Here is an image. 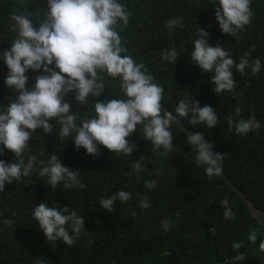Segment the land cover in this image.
I'll use <instances>...</instances> for the list:
<instances>
[{
  "label": "trees",
  "instance_id": "16d2710c",
  "mask_svg": "<svg viewBox=\"0 0 264 264\" xmlns=\"http://www.w3.org/2000/svg\"><path fill=\"white\" fill-rule=\"evenodd\" d=\"M121 2L132 12L127 27L117 29L128 49L126 54L144 63L163 85L162 111H172L180 99L193 98L201 107L210 105L215 109L218 124L209 129L204 124L191 126L186 119H178V123L171 125L173 148L168 152L153 147L137 125L127 138L136 145L130 155L114 153L100 145L99 156L87 154L83 148L77 151L71 137L61 142L60 126L55 121H50L54 129L50 134L44 135L42 129H37L29 140L30 150L23 154L25 160L33 154L39 161L56 153L62 164L80 172L86 187L64 189L60 184L53 190L45 183L46 178L35 171L30 177L6 184L0 192V264H228L238 254L244 257L240 264H264V250L259 248L264 240V216L257 219L235 190L242 191L256 209L264 212V0H251V22L238 32V40L222 33L215 19L218 5L211 0ZM44 8L35 0H0V51L9 48L16 35L11 29L13 14L32 13L30 20L38 27ZM172 17H181L183 26L169 36L164 25ZM198 27L209 33L210 45L221 43L237 63L245 54L250 61L259 58L261 71L252 74L246 69L241 75L233 68L236 87L218 96L212 91V74L203 72L191 60V41L196 38ZM171 47L181 53L175 65L161 59L162 51ZM7 71L0 61V104L4 106L14 95L4 85ZM38 74L31 70L26 73L29 86ZM105 79L104 92L99 97L90 96L87 106L79 105L72 93L66 97L70 111H78V125L93 114L91 104L96 100L117 98L118 84ZM236 107L241 109L239 116ZM253 115L262 125L258 132L237 134L235 121ZM229 116L234 122L232 128L227 123ZM179 122L193 134L201 132L214 144L212 150L224 156V176L205 175L203 166L195 163V150L187 142L190 133ZM43 151L44 157L40 155ZM13 158L14 154L7 149L0 156L6 162ZM135 161L145 166L139 180L129 176ZM39 167L37 163V171ZM146 179L157 181L155 189L144 186ZM118 190L131 192L133 198L126 203L117 200L112 213L101 208L99 199ZM145 193L150 204L141 209L138 197ZM225 197L230 200L233 220L223 217L220 202ZM44 201L49 206L57 202L61 207L74 208L85 218L86 230L72 246L60 240L49 242L39 228L32 211L35 204ZM163 219L170 220V230L161 227ZM253 232L257 234L255 243L248 240ZM233 243L241 246L233 248Z\"/></svg>",
  "mask_w": 264,
  "mask_h": 264
},
{
  "label": "clouds",
  "instance_id": "9594fccd",
  "mask_svg": "<svg viewBox=\"0 0 264 264\" xmlns=\"http://www.w3.org/2000/svg\"><path fill=\"white\" fill-rule=\"evenodd\" d=\"M211 3L218 5L215 19L222 33L238 40V32L251 22V0H211ZM44 9L43 19L37 21L38 27L30 20L32 13L13 14L11 29L16 35L9 48L0 51V61L8 70L4 85L14 94L7 106L0 104V156L7 149L15 158L12 162L0 159V192L4 191L6 184L30 177L34 171L46 178L45 183L53 190L60 184L64 189L86 187L81 182L80 172L62 164L56 153L39 161L33 154L25 160L23 154L30 150L29 140L33 133L37 129H42L44 135L54 131L50 121L59 124L61 142L71 137L77 151L83 148L93 156L100 155V145L114 153L130 155L136 145L127 138L135 132L137 125L141 127L143 138L153 147L168 152L173 148L171 125L178 123V119H186L191 126L204 124L209 129L218 124L215 109L210 105L201 107L193 98L180 99L172 111H162L163 85L156 81L144 63L126 54L128 49L117 30L127 27L132 16L121 0H47ZM182 26L181 17L169 18L164 25L169 36ZM208 38L209 33L198 27L196 38L191 41L194 46L191 60L203 72L212 74V91L218 96L236 87L233 68L241 75L246 69L252 74L261 71L259 58L250 61L245 54L237 63L221 43L212 46ZM180 54L176 47L166 48L161 59L175 65ZM29 70L39 73L31 86L26 75ZM105 77L118 84L117 98L96 100L91 104L93 114L78 125V111H70L71 105L66 97L72 93L79 105H89L90 96L99 97L104 92ZM240 111V107L235 108L237 116ZM227 123L232 128L231 116ZM261 127L255 115L235 121V132L240 136L257 133ZM187 142L195 150V163L203 166L207 177L222 174L224 156L211 151L214 144L205 139L204 134L187 135ZM40 155L44 157V151ZM37 163L40 165L38 171ZM144 167L140 161H135L129 176L141 179ZM156 175H159L158 170ZM143 183L148 190H153L157 181L146 179ZM132 198L131 192L118 190L101 197L98 203L112 213L117 200L126 203ZM138 203L141 209L149 207L147 193L138 197ZM220 203L224 209L223 217L235 219L230 200L225 197ZM131 215L135 216L136 212L132 211ZM32 216L49 242L60 240L72 246L86 230L85 218L77 210L61 207L57 202L51 206L47 201L35 204ZM161 227L170 230V220L163 219ZM248 240L255 243L257 234H249ZM240 246L239 243L232 245L233 248ZM259 248L264 250V240ZM243 260V254H238L231 257L228 264H240Z\"/></svg>",
  "mask_w": 264,
  "mask_h": 264
},
{
  "label": "water",
  "instance_id": "95a60500",
  "mask_svg": "<svg viewBox=\"0 0 264 264\" xmlns=\"http://www.w3.org/2000/svg\"><path fill=\"white\" fill-rule=\"evenodd\" d=\"M35 1H38V2L42 3L44 6L47 7V2H46V1H44V0H35ZM179 123L181 124V126L184 128V130H185L186 132H188V133H190V134H193L192 132H190V131L188 130V128L184 127L183 124H182L181 122H179ZM211 151H213V150H211ZM213 153H215V152L213 151ZM221 175L224 176L223 173H222ZM229 184H230L231 186H233V184H232L231 182H229ZM233 188H235V187L233 186ZM235 190H236V191L240 194V196L245 200V202L248 204L250 210L255 214V216L257 217V219L260 220V217H261V216H264V212L260 211L259 209H256V208L254 207V205L252 204V202L247 198V196H245V194H244L242 191H240V190L237 189V188H235ZM261 223L264 224L262 221H261Z\"/></svg>",
  "mask_w": 264,
  "mask_h": 264
}]
</instances>
